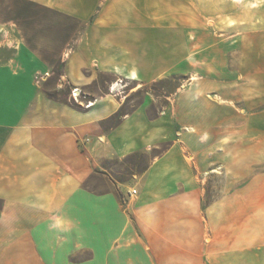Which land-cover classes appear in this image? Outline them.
Segmentation results:
<instances>
[{"label": "crops", "instance_id": "1", "mask_svg": "<svg viewBox=\"0 0 264 264\" xmlns=\"http://www.w3.org/2000/svg\"><path fill=\"white\" fill-rule=\"evenodd\" d=\"M0 264H264V0H0Z\"/></svg>", "mask_w": 264, "mask_h": 264}, {"label": "rangeland", "instance_id": "2", "mask_svg": "<svg viewBox=\"0 0 264 264\" xmlns=\"http://www.w3.org/2000/svg\"><path fill=\"white\" fill-rule=\"evenodd\" d=\"M62 73H63V70L58 69V71L56 72V75H54L53 78L51 79V85L49 88L50 91L56 97H59L61 99H63L64 96H66L68 93L72 94V90L70 89V85L65 83L66 81H64V80L62 81V79H61ZM102 80L108 81L109 78L107 76H102ZM59 85H61V86H59ZM173 88H174V85H172L171 83L165 84L162 82L154 84L152 86H144L139 92L131 95V97L129 98V101H128L129 105L127 108L130 109L132 106H136V105L140 104L144 100V97L146 96L147 92L152 93L156 97H161L165 93H169L170 91H172ZM132 161L133 160H130V161L128 160L127 162H124L123 167L124 168L130 167Z\"/></svg>", "mask_w": 264, "mask_h": 264}, {"label": "built area", "instance_id": "3", "mask_svg": "<svg viewBox=\"0 0 264 264\" xmlns=\"http://www.w3.org/2000/svg\"><path fill=\"white\" fill-rule=\"evenodd\" d=\"M121 83H116V85H119ZM115 86L112 87V89H114ZM72 97L76 102H80V97H81V92L78 88H75L72 90ZM92 105L91 103L89 104V106ZM134 193H136V191H134Z\"/></svg>", "mask_w": 264, "mask_h": 264}, {"label": "trees", "instance_id": "4", "mask_svg": "<svg viewBox=\"0 0 264 264\" xmlns=\"http://www.w3.org/2000/svg\"><path fill=\"white\" fill-rule=\"evenodd\" d=\"M123 116H124V112L123 111H120L118 114H116V116L113 119L114 120V124H118Z\"/></svg>", "mask_w": 264, "mask_h": 264}]
</instances>
